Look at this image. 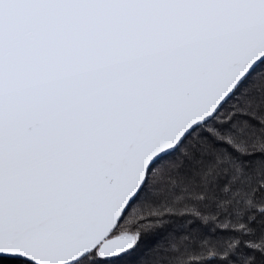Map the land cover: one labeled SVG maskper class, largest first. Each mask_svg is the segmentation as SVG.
Listing matches in <instances>:
<instances>
[{"label":"snow or ice","instance_id":"snow-or-ice-1","mask_svg":"<svg viewBox=\"0 0 264 264\" xmlns=\"http://www.w3.org/2000/svg\"><path fill=\"white\" fill-rule=\"evenodd\" d=\"M0 264H264V0H0Z\"/></svg>","mask_w":264,"mask_h":264}]
</instances>
